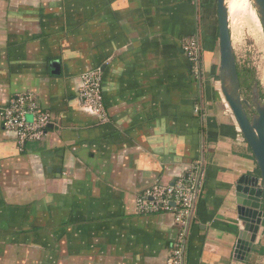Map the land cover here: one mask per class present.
I'll return each mask as SVG.
<instances>
[{
  "label": "crops",
  "instance_id": "1",
  "mask_svg": "<svg viewBox=\"0 0 264 264\" xmlns=\"http://www.w3.org/2000/svg\"><path fill=\"white\" fill-rule=\"evenodd\" d=\"M194 34L200 77L181 49ZM218 65L216 0H0V111L31 92L51 116L21 147L0 118V264H167L173 215L139 214L135 197L195 160L185 264H254L234 250L235 185L258 172ZM97 68L105 122L77 99Z\"/></svg>",
  "mask_w": 264,
  "mask_h": 264
},
{
  "label": "built area",
  "instance_id": "2",
  "mask_svg": "<svg viewBox=\"0 0 264 264\" xmlns=\"http://www.w3.org/2000/svg\"><path fill=\"white\" fill-rule=\"evenodd\" d=\"M188 1L198 4V0ZM181 48L191 73L200 77L202 68L200 37L197 34L185 37ZM80 80L78 101L95 113L102 122L107 121V111L101 93V71L97 68L83 72ZM0 118L5 129L16 133L18 147L28 141L41 139L51 123L50 113L40 107L31 92L14 94L7 106L1 109ZM203 175L200 161L195 160L187 166L181 176L172 182L153 183L143 188L135 197V208L139 214L169 212L173 215L176 235L170 245L167 264H185L188 230L194 215L195 195L198 194Z\"/></svg>",
  "mask_w": 264,
  "mask_h": 264
},
{
  "label": "water",
  "instance_id": "3",
  "mask_svg": "<svg viewBox=\"0 0 264 264\" xmlns=\"http://www.w3.org/2000/svg\"><path fill=\"white\" fill-rule=\"evenodd\" d=\"M251 3L264 33V0H251ZM216 15L219 65L215 88L239 136L247 143L258 170L257 175H241L235 185L236 212L241 227L234 250L236 254L243 253L241 258L245 260L264 236V101L260 100L256 85L252 88L250 101L241 96L227 0H216Z\"/></svg>",
  "mask_w": 264,
  "mask_h": 264
},
{
  "label": "rangeland",
  "instance_id": "4",
  "mask_svg": "<svg viewBox=\"0 0 264 264\" xmlns=\"http://www.w3.org/2000/svg\"><path fill=\"white\" fill-rule=\"evenodd\" d=\"M243 1L242 4L240 0H228L229 29L240 73L241 96L250 101L252 88L256 85L260 100L264 101V33L251 0ZM237 4H241L240 10L251 14V18L238 20L233 10ZM256 257L254 264H264V253L256 254Z\"/></svg>",
  "mask_w": 264,
  "mask_h": 264
},
{
  "label": "trees",
  "instance_id": "5",
  "mask_svg": "<svg viewBox=\"0 0 264 264\" xmlns=\"http://www.w3.org/2000/svg\"><path fill=\"white\" fill-rule=\"evenodd\" d=\"M185 1L187 3H191L188 0H185ZM187 64H188V68H189V73L192 74L191 71H190V66H189L188 61H187ZM236 69H237V66H236ZM237 74H238V78H240V73H239L238 69H237ZM239 82H240V80H239ZM257 172H258V170H257ZM251 252L255 253V254H263L264 253V245L257 244L256 247L255 246L253 247ZM246 264H252V263L250 261H248Z\"/></svg>",
  "mask_w": 264,
  "mask_h": 264
},
{
  "label": "bare ground",
  "instance_id": "6",
  "mask_svg": "<svg viewBox=\"0 0 264 264\" xmlns=\"http://www.w3.org/2000/svg\"><path fill=\"white\" fill-rule=\"evenodd\" d=\"M241 2H242V4L244 3V1L243 0H240ZM241 4H237L236 6H235V8H233V10L235 11V16H236V18L239 20L240 18H251L250 17V15L251 14H247V13H245L246 11L245 10H240V6ZM227 7H228V4H227ZM241 8H242V6H241ZM246 8V7H245ZM247 9H249L248 7H247ZM245 11V12H244ZM252 16V15H251Z\"/></svg>",
  "mask_w": 264,
  "mask_h": 264
}]
</instances>
